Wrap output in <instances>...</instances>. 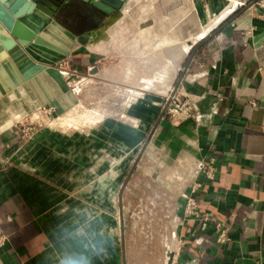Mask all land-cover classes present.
<instances>
[{
  "label": "crops",
  "instance_id": "1",
  "mask_svg": "<svg viewBox=\"0 0 264 264\" xmlns=\"http://www.w3.org/2000/svg\"><path fill=\"white\" fill-rule=\"evenodd\" d=\"M67 19L78 105L54 117L28 87L0 97V264H167L174 236L187 264H264V0H129L89 30ZM172 91L196 106L180 126L161 110ZM211 157L202 231L183 218L193 177L177 162Z\"/></svg>",
  "mask_w": 264,
  "mask_h": 264
},
{
  "label": "water",
  "instance_id": "2",
  "mask_svg": "<svg viewBox=\"0 0 264 264\" xmlns=\"http://www.w3.org/2000/svg\"><path fill=\"white\" fill-rule=\"evenodd\" d=\"M66 1L0 0V97L28 87L54 117L78 105L75 90L58 69L81 40L59 21ZM78 1L115 18L129 0Z\"/></svg>",
  "mask_w": 264,
  "mask_h": 264
},
{
  "label": "built area",
  "instance_id": "3",
  "mask_svg": "<svg viewBox=\"0 0 264 264\" xmlns=\"http://www.w3.org/2000/svg\"><path fill=\"white\" fill-rule=\"evenodd\" d=\"M255 4L259 5V3ZM252 5H254V3ZM58 69L63 75H67L71 78H78L67 61L60 63ZM195 107V103L190 97L182 92L172 91L164 97L161 110L165 115L171 118L175 126H180L192 118ZM33 130L31 126H24L22 129L23 136L26 138L30 137ZM177 165L183 169L187 168L188 173L193 177L188 189H186L183 195V218L184 220L199 221L201 230L205 231L210 226L212 220L209 217L202 216L197 201V195L203 187V182L200 180V177L205 182H212L215 180L216 160L213 157L208 158L205 161L197 163L195 169L191 168L185 159L178 160ZM178 180L184 181V178L178 177ZM149 206L152 213L154 211V203L149 202ZM215 228L217 231L216 245L224 246L228 244L230 242L228 229L224 228L221 224H216ZM7 241L8 237L0 230V248L5 246ZM184 245L185 241L177 236L172 237L171 240L167 242L166 249L170 252L167 264H187L181 260Z\"/></svg>",
  "mask_w": 264,
  "mask_h": 264
},
{
  "label": "flooded vegetation",
  "instance_id": "4",
  "mask_svg": "<svg viewBox=\"0 0 264 264\" xmlns=\"http://www.w3.org/2000/svg\"><path fill=\"white\" fill-rule=\"evenodd\" d=\"M62 13L66 14L68 18L66 20L67 25L70 24L71 19L74 20L75 24L69 25L72 29L82 27L89 30L100 26L104 20V16L100 12L78 0H67Z\"/></svg>",
  "mask_w": 264,
  "mask_h": 264
},
{
  "label": "clouds",
  "instance_id": "5",
  "mask_svg": "<svg viewBox=\"0 0 264 264\" xmlns=\"http://www.w3.org/2000/svg\"><path fill=\"white\" fill-rule=\"evenodd\" d=\"M66 264H89V260L84 256L72 257L66 261Z\"/></svg>",
  "mask_w": 264,
  "mask_h": 264
},
{
  "label": "rangeland",
  "instance_id": "6",
  "mask_svg": "<svg viewBox=\"0 0 264 264\" xmlns=\"http://www.w3.org/2000/svg\"><path fill=\"white\" fill-rule=\"evenodd\" d=\"M145 6H146V3H145V4H141V9H145V8H146ZM151 8H152V7H151ZM64 20H65V19H64ZM69 23H70V24H73V25L75 24V23H74V20H72V19H71V22H69ZM70 24H69V25H70ZM69 25H68V26H69ZM151 25H152L151 22H148V23L145 24V26H151ZM70 26H71V25H70ZM194 31H195V33L198 31V26L196 27V29H195Z\"/></svg>",
  "mask_w": 264,
  "mask_h": 264
},
{
  "label": "trees",
  "instance_id": "7",
  "mask_svg": "<svg viewBox=\"0 0 264 264\" xmlns=\"http://www.w3.org/2000/svg\"><path fill=\"white\" fill-rule=\"evenodd\" d=\"M256 1H258V0H253V2H256ZM222 26H223V25H221V28H222ZM221 28H219V30H220Z\"/></svg>",
  "mask_w": 264,
  "mask_h": 264
}]
</instances>
